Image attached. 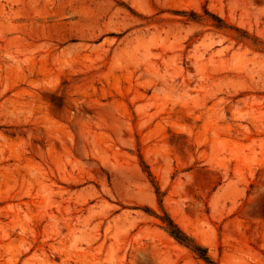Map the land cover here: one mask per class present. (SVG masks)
Here are the masks:
<instances>
[{
    "label": "rangeland",
    "instance_id": "1",
    "mask_svg": "<svg viewBox=\"0 0 264 264\" xmlns=\"http://www.w3.org/2000/svg\"><path fill=\"white\" fill-rule=\"evenodd\" d=\"M165 215L264 264V0H0V264H207Z\"/></svg>",
    "mask_w": 264,
    "mask_h": 264
},
{
    "label": "trees",
    "instance_id": "2",
    "mask_svg": "<svg viewBox=\"0 0 264 264\" xmlns=\"http://www.w3.org/2000/svg\"><path fill=\"white\" fill-rule=\"evenodd\" d=\"M220 22L224 24L223 21ZM162 222L166 230L177 242L191 249L197 257L204 260L207 264H216L208 255V251L197 244L190 236H188L182 230V228H180L179 225L174 222L172 218H170L168 215H165V217L162 219Z\"/></svg>",
    "mask_w": 264,
    "mask_h": 264
}]
</instances>
